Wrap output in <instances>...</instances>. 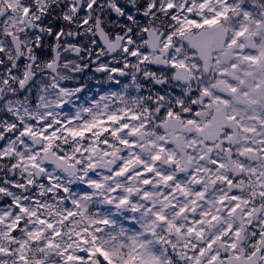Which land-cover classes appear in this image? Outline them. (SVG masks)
I'll use <instances>...</instances> for the list:
<instances>
[{"label":"snow or ice","instance_id":"snow-or-ice-1","mask_svg":"<svg viewBox=\"0 0 264 264\" xmlns=\"http://www.w3.org/2000/svg\"><path fill=\"white\" fill-rule=\"evenodd\" d=\"M0 264H264V0H0Z\"/></svg>","mask_w":264,"mask_h":264}]
</instances>
